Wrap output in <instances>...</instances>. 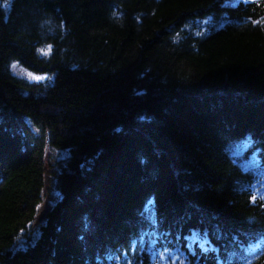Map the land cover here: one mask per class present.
<instances>
[{
	"label": "trees",
	"instance_id": "obj_1",
	"mask_svg": "<svg viewBox=\"0 0 264 264\" xmlns=\"http://www.w3.org/2000/svg\"><path fill=\"white\" fill-rule=\"evenodd\" d=\"M263 179L264 0H0V264H264Z\"/></svg>",
	"mask_w": 264,
	"mask_h": 264
},
{
	"label": "rangeland",
	"instance_id": "obj_2",
	"mask_svg": "<svg viewBox=\"0 0 264 264\" xmlns=\"http://www.w3.org/2000/svg\"><path fill=\"white\" fill-rule=\"evenodd\" d=\"M49 50L50 49L47 48V49H43L41 52L42 54H44V53H48ZM13 72L16 76L26 79L30 82H42V81L47 80L46 76L35 75L18 65L13 66ZM245 149L246 148L241 147L240 149L237 150L235 155H240ZM65 157H66L65 152H56V151H49V150L47 151L46 162H47L48 168L46 172L48 176V179H47L48 199L46 201V205L48 207L53 206L56 203V201L60 198V194L58 192V187H57V181H56L59 170L55 171L54 166H56L58 162H61ZM249 163L252 165H256V160L253 158L252 160H250ZM52 174H53V177L52 179H50ZM257 191L261 193L262 195H264V179L257 186ZM39 230H40V226L36 222L33 223L31 226H29L28 229L21 235V240L18 242L19 248H22V245L26 244L27 242H34L40 234ZM166 259L167 258L165 254L160 255L158 259L159 264H166L165 263ZM115 264H122V261L120 262L119 260L116 259Z\"/></svg>",
	"mask_w": 264,
	"mask_h": 264
},
{
	"label": "water",
	"instance_id": "obj_3",
	"mask_svg": "<svg viewBox=\"0 0 264 264\" xmlns=\"http://www.w3.org/2000/svg\"><path fill=\"white\" fill-rule=\"evenodd\" d=\"M49 211V209L47 208L46 210H45V212H41V214L38 216V219H37V221L38 222H43V221H45L46 219H47V212Z\"/></svg>",
	"mask_w": 264,
	"mask_h": 264
}]
</instances>
